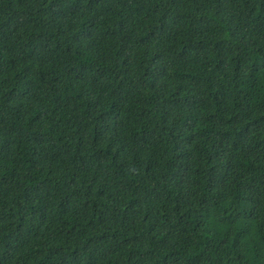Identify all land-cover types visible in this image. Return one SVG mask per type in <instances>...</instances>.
Segmentation results:
<instances>
[{"label": "trees", "instance_id": "16d2710c", "mask_svg": "<svg viewBox=\"0 0 264 264\" xmlns=\"http://www.w3.org/2000/svg\"><path fill=\"white\" fill-rule=\"evenodd\" d=\"M0 264H264V0H0Z\"/></svg>", "mask_w": 264, "mask_h": 264}]
</instances>
